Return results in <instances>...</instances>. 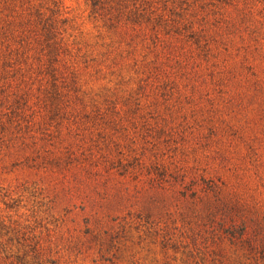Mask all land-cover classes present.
<instances>
[{"label": "rangeland", "instance_id": "1", "mask_svg": "<svg viewBox=\"0 0 264 264\" xmlns=\"http://www.w3.org/2000/svg\"><path fill=\"white\" fill-rule=\"evenodd\" d=\"M97 2L0 0V264H264V0Z\"/></svg>", "mask_w": 264, "mask_h": 264}, {"label": "trees", "instance_id": "2", "mask_svg": "<svg viewBox=\"0 0 264 264\" xmlns=\"http://www.w3.org/2000/svg\"><path fill=\"white\" fill-rule=\"evenodd\" d=\"M91 1H92L93 5H95V6H96L97 3H98L97 0H91ZM210 187H213V186H210Z\"/></svg>", "mask_w": 264, "mask_h": 264}]
</instances>
